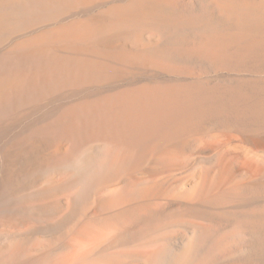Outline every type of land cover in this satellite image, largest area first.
<instances>
[{
	"label": "bare ground",
	"instance_id": "bare-ground-1",
	"mask_svg": "<svg viewBox=\"0 0 264 264\" xmlns=\"http://www.w3.org/2000/svg\"><path fill=\"white\" fill-rule=\"evenodd\" d=\"M0 264H264V0H0Z\"/></svg>",
	"mask_w": 264,
	"mask_h": 264
}]
</instances>
